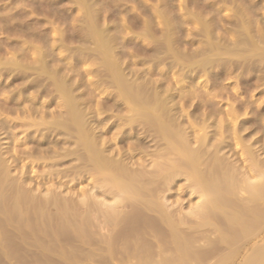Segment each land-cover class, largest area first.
I'll return each mask as SVG.
<instances>
[{
    "label": "bare ground",
    "instance_id": "1",
    "mask_svg": "<svg viewBox=\"0 0 264 264\" xmlns=\"http://www.w3.org/2000/svg\"><path fill=\"white\" fill-rule=\"evenodd\" d=\"M173 1L0 0V92L8 93L0 113L14 114L2 122L23 134L19 145H29L12 154L13 163L25 158L50 166L41 179L59 183L92 177L91 189L77 193L78 204L52 189L41 204L19 184L0 182L22 209L53 202L63 215L51 223L44 212L43 235L33 225V232L18 234L32 237L24 242L35 252L25 257L22 238L9 243L0 234V264L26 257L66 264L99 255L55 245L70 239L73 247L76 237L107 251H99L106 254L95 258L98 264H160L162 252L170 253L162 264H204L221 245L212 242L217 251L208 250L209 257L199 253L159 200L178 177L197 198L189 215L220 230L227 249L229 243L242 249L238 264H264V157L241 134L264 124V16L254 0ZM7 208L2 217L11 227L25 220ZM94 227L109 232L98 241ZM235 245L218 264H233Z\"/></svg>",
    "mask_w": 264,
    "mask_h": 264
},
{
    "label": "rangeland",
    "instance_id": "2",
    "mask_svg": "<svg viewBox=\"0 0 264 264\" xmlns=\"http://www.w3.org/2000/svg\"><path fill=\"white\" fill-rule=\"evenodd\" d=\"M143 3H145V4H150L151 2L153 3V2H155V0H151V1H149V0H141ZM179 1L180 0H174L173 2L175 3V5H178L179 4ZM216 1H218V0H216ZM220 1V0H219ZM65 2V1H64ZM254 2H258L259 3V5H258V7H259V9H258V11H257V13L259 14V15H261V17L262 16H264V0H254ZM151 3V4H152ZM178 3V4H177ZM220 4V3H219ZM226 5H228V4H226ZM261 10V11H260ZM262 12V13H261ZM223 14H229V11L227 10V9H224V11L222 12ZM78 14V13H77ZM227 18H229V17H227ZM194 26V25H193ZM193 26H191V27H193ZM132 30H134V29H132ZM3 35H1L0 34V37H2ZM6 49H9V48H5V50ZM3 51V50H2ZM7 51V50H6ZM8 51H10V49L8 50ZM4 52V51H3ZM11 52V51H10ZM8 53V52H7ZM2 56V55H1ZM9 56V55H8ZM91 63H82V65H81V68H90L89 66H92V65H90ZM86 65V66H85ZM89 65V66H88ZM83 68V69H84ZM91 68H94V66H92ZM14 84H17L16 82L14 83ZM3 92V93H2ZM6 95H8V93H7V90H4V91H1L0 92V99H2V98H4V96H6ZM101 96V95H100ZM259 101H261V99L259 100ZM5 113V115H6V117H8V118H5V116H4V114L3 113H0V123L2 124L3 122L5 123L6 121H8V120H10V119H12L13 117H14V114L13 113H8V115H7V113L6 112H4ZM1 118H3V119H1ZM10 118V119H9ZM3 121V122H2ZM4 123H3V125H4ZM0 124V171L3 173H0V182H2L3 180L5 181V182H7V183H5L4 182V184H6L7 186L8 185H11L12 186V184L14 183H17V186H18V184L23 188V189H25L27 192H29L28 193V195H33L32 197H34V198H36V199H41L40 201H41V204H43L42 203V200H46V197H50L49 195H47V194H49L48 193V189L50 190V189H52V193L53 192H55V193H57V194H59L62 198H64V199H69V197L70 196H72V198H73V200H72V198H71V200L72 201H77V204H78V202L80 201L79 199H80V197H79V193H80V191L82 190V189H91V182H92V177H85V178H82L81 179V181L80 180H77V181H66V179L67 178H62L61 180H62V182H63V184H62V182H61V180H60V182L61 183H59V182H57L56 181V179H49V178H42L41 179V174L43 173V172H46L47 170H49V169H51V167L50 166H44V164H32V165H29V164H27V161H28V159H23V161L24 162H26V164H22L23 163V161H21L20 163H16V162H14L13 163V156H12V154H14L15 153V151L17 150H19V151H21V149H22V147H24L22 150H25V149H27L28 147H29V145H25V146H23V145H19L18 143H19V137L21 138L22 136H23V134L22 133H19L18 132V130H17V127H6L5 125L4 126H2ZM263 126H264V124H260V129L261 128H263ZM3 127V128H2ZM258 127H256V128H258ZM9 128V129H8ZM256 128H254V129H246L245 131H243L241 134L243 135V137H244V139H243V143H249V142H251L252 143V145L254 146V148L256 149L255 151L256 152H258L257 154L258 155H260V157L261 158H263L264 157V131H263V133L261 132L262 130H260L259 128V130L258 129H256ZM115 130V129H114ZM251 130H252V132H251ZM256 130V131H255ZM263 130H264V128H263ZM14 131H17L16 132V135H15V139H12L11 137H10V135H11V133L12 132H14ZM251 132V134H249L250 132ZM249 134V135H248ZM257 139V140H256ZM230 142H232V141H230ZM16 143V144H15ZM17 145V146H16ZM20 146V147H19ZM235 146V145H234ZM237 146H239V145H236V147ZM262 147H263V149H262ZM20 148V149H19ZM2 150V151H1ZM10 151V152H9ZM5 152V153H4ZM226 154L227 155H230V151L227 153V151H226ZM3 155V156H2ZM7 157V158H6ZM234 158V156H231V158ZM242 157V155L240 156V158ZM239 158V159H240ZM27 160V161H26ZM234 162H236L237 164H239V167H241L242 166V163L240 162V160H238V158H237V160H236V158L233 160ZM68 163H69V161H67L66 163H64V164H66V165H68ZM16 165V166H15ZM65 165V166H66ZM29 166V167H28ZM61 166V168L62 167H64V165H60ZM60 166H59V168H60ZM7 168V169H6ZM242 168V167H241ZM7 170H9V171H7ZM43 170V171H42ZM42 171V172H41ZM5 173V174H4ZM7 173H8V175H7ZM41 173V174H40ZM38 175H39V177H38ZM4 176V177H3ZM7 176V177H6ZM23 180V181H22ZM17 181V182H16ZM12 182V183H11ZM22 184H21V183ZM56 182V183H55ZM67 182V183H66ZM9 183H11V184H9ZM64 183H65V186H64ZM13 184V185H14ZM172 185L170 186V189L168 190V191H161V193H159V198H161V199H159L160 200V202L162 201V202H164V203H162L163 204V206H164V208H165V206H166V208L165 209H168V210H166V211H169L168 213L171 215L170 217H173L172 219L173 220H176V228L177 229H179L180 231H186L187 230V235H188V237L190 236V238H194V246L196 247V249L198 248L199 249V253L201 252V254H206V256H207V254H208V257H209V254H211V253H213V251H217V250H215V248L214 247H211V246H213L214 244V246L217 248L219 245H221V247H219V248H217L218 249V251L217 252H214V253H218L217 254V256H215L216 254H214V255H210V257L211 258H214V257H217V259H215L214 258V261H217L218 260V257L219 256H221V255H223L226 251H227V253H231L230 252V250L229 249H231V250H233L232 248H231V246L234 244H230L229 243V249H227L228 247H227V241L225 240V238H223L222 237V232H220V230H219V232L216 230H213V226L212 225H209L208 223H205V224H198L199 223V220L197 219V218H194L193 216H190L189 215V207H191V206H193L194 205V203H196V201H197V198L195 197V194H193V193H191V191H190V187L188 186V184H187V182L186 181H184V179H183V177H178V178H175L174 179V181H173V183H171ZM187 184V185H186ZM1 185H2V183H1ZM0 185V186H1ZM2 186H4V185H2ZM7 186L5 187L4 186V188L3 187H1V188H3L1 191L2 192H4V193H2L1 192V196L3 197L4 196V198L6 197V194H7V196L9 197V196H11V197H13V195H10V191H12V190H10V191H8V189H10V186L7 188ZM61 186V187H60ZM90 186V187H89ZM21 188V189H22ZM28 188V189H27ZM22 189V190H23ZM56 191H55V190ZM47 191V192H46ZM25 192V191H24ZM79 192V193H78ZM94 192H95V189H94ZM6 193V194H5ZM26 193V192H25ZM78 193V194H77ZM97 192H95V194H96ZM12 194H14V198H15V193H12ZM47 196H46V195ZM98 194V193H97ZM162 194H164V195H162ZM241 194V192H239V195ZM65 195H67V196H65ZM37 196V197H36ZM64 196V197H63ZM69 196V197H68ZM99 196V194L97 195V197ZM2 197H0V199L2 198ZM8 197H6L7 198V203L5 204V205H8L9 206V208H10V211H11V208H12V211L13 212H17V215L19 216V215H22V214H24V215H22L21 217L22 218H24V216L26 217V218H24L25 220H23V222L22 221H20V223H16L15 225H16V227L15 226H10L11 224L12 225H14V222L13 221H11L10 219H9V217H8V222H10L11 221V223H9L8 224V222H7V217H6V219L4 218V217H2L5 213H6V210L8 209L6 206V209L4 208V207H1V208H4V209H2L1 211L3 212V210H4V214H2V212L0 211V217L1 218H4V219H1L0 218V221L1 220H3V222H2V228H3V230H1V232H0V234L2 235V239L4 240V239H7V240H11V241H9V243L10 242H13V241H17V239L19 240L20 238H22V241H20V242H17V244L19 243V245H21V246H23V247H21L20 248V253H22L23 254V256L24 255H27V254H29V253H31V252H29L30 250L32 251L33 249V246H32V248L31 247H26V244L28 245V242L27 243H25L29 238H32V237H29L28 239L27 238H23L22 236H20V235H18L19 233H23V232H25V233H27L29 230V232H31L32 230H33V226H34V229H36V228H38V230H39V232L41 233V235H43L44 233H42L43 232V230H44V228H42V226L43 227H45L46 225H47V223H48V220L51 222V220H52V222L51 223H53L54 221L56 222V221H58L59 222V220H57V219H61L62 217H63V215H61V212L60 211H58L57 209H60L57 205H55L53 202H49L48 204L47 203H45L44 202V205H46V206H44V205H42L41 206V204L40 205H36V204H34L33 203V205L36 207V209H34L35 207H32L31 205H27V204H23L22 205V207H23V209H24V211H23V209L21 208V206H20V204H18V203H15V201L14 202H12V201H9L10 199H11V197H9L10 199H8ZM40 197H42V198H40ZM66 197V198H65ZM68 197V198H67ZM14 198H12V199H14ZM76 198V199H75ZM99 198V197H98ZM16 199V198H15ZM14 199V200H15ZM70 200V199H69ZM17 204H18V206H20L19 207V209L17 208L18 206H17ZM192 204V205H191ZM26 205V206H25ZM191 205V206H190ZM11 206V207H10ZM39 206V207H38ZM14 207V208H13ZM13 209H15V210H13ZM18 209V210H17ZM39 210V214H38V210ZM20 210H22V211H20ZM26 210V211H25ZM49 210V211H48ZM55 210V211H54ZM59 212H57V211ZM8 211H9V209H8ZM37 211V212H36ZM19 212H20V214H19ZM26 212V213H25ZM28 212V213H27ZM40 212H41V214L42 215H40ZM44 212L49 216V218L50 219H48L47 220V217H46V214H44ZM22 213V214H21ZM31 213V214H30ZM37 213V214H36ZM55 213H57L58 215H59V218H58V216L55 214ZM28 215V218H27V215ZM29 214H30V216H29ZM33 214V215H32ZM44 214V215H43ZM5 216V215H4ZM35 216V217H34ZM62 216V217H61ZM20 217V218H21ZM40 217V218H39ZM45 217V218H44ZM19 218V217H18ZM22 218H21V220H22ZM33 218H34V220H33ZM65 218V217H64ZM63 218V219H64ZM176 218V219H175ZM27 219H32L31 220V223H30V220H28L27 221ZM38 219V220H37ZM42 219V220H41ZM46 220V221H44V220ZM178 219H181L180 221L178 220ZM62 220V219H61ZM71 219H69V221H70ZM42 221V222H41ZM178 221V222H177ZM182 221V222H181ZM23 224H22V223ZM39 222V223H38ZM49 222V223H50ZM43 223V224H42ZM69 223V222H68ZM70 223H72V220L70 221ZM69 223V224H70ZM93 225L94 226H96L97 224H95V222L93 221ZM24 224H26V225H24ZM44 224H45V226H44ZM68 224V225H69ZM33 225V226H32ZM72 225V224H71ZM71 225L70 226H68L67 227V229H69V232H74V231H72V227H71ZM208 225V226H207ZM18 226V227H17ZM38 226V227H37ZM48 226V225H47ZM46 226V227H47ZM165 226V225H164ZM29 228V229H27V228ZM45 227V228H46ZM97 227H99V226H97ZM97 227H94V228H97ZM198 227V228H197ZM13 228V229H12ZM41 228L43 229L42 231H41ZM200 229L199 231L197 230V229ZM204 228V229H203ZM17 229V230H16ZM104 228L102 227H100V229H98L97 228V230L95 229V230H93V233L95 232V234H94V238H98L96 235H99V240L98 241H100V236H102L101 234H104V236H107V233L109 232L107 229H106V227H105V230H103ZM214 229H216V228H214ZM75 230V229H74ZM106 230L108 231L107 233H106ZM9 231V232H8ZM11 231V232H10ZM18 232V233H16V232ZM21 231V232H20ZM35 231V230H34ZM98 231V232H97ZM196 231H197V233H196ZM7 232V233H6ZM33 232V231H32ZM76 232V231H75ZM192 235H190L189 233ZM204 232V233H203ZM200 234V236L201 235H203V234H205V236H204V238H202V239H198L199 237H197V234ZM106 234V235H105ZM146 235H144L145 237L147 236V238L150 236L149 234H148V231H147V233H145ZM195 234V235H194ZM199 234H198V236H199ZM7 235V236H6ZM12 237H11V236ZM15 235V236H14ZM16 235H17V237H16ZM22 235V234H21ZM154 235V234H153ZM152 234H151V237L153 236ZM194 235V236H193ZM20 236V237H19ZM203 236H201V237H203ZM14 237L15 238H17V239H14ZM19 237V238H18ZM42 237H44L45 238V241H47L48 239L47 238H49V236L47 237V236H42ZM47 237V238H46ZM144 237V239H146ZM155 237V238H154ZM166 237H167V235H166ZM200 237V238H201ZM10 238V239H9ZM51 238V237H50ZM49 238V240H51V241H53V238H51L50 239ZM75 238V237H74ZM153 238H154V240H156L157 239V237L156 236H153L152 238H150V239H148V242L149 241H154L153 240ZM168 238H170L169 237V235H168ZM195 238H197V239H195ZM77 239V237L75 238V240ZM171 239V238H170ZM21 240V239H20ZM30 240H32V239H30ZM30 240H29V243H30ZM48 240V241H49ZM68 240V239H67ZM73 241V243H75V244H73L74 246L73 247H70V246H72V244H70L69 243V241H71L70 239H69V241H68V243L70 244V246H69V244L66 242V239H64V241H62V242H59V241H56V244L55 245H58V244H60V243H62V245H64V247H66V249H68L70 252L71 251H73L74 253H76V254H80V253H87V252H91V250H93V248H94V250L93 251H95V250H97L98 251V249H95V248H99L98 246H94V245H88L87 244V246H86V244H81V242L77 239L76 241ZM97 240V239H96ZM165 240H167V238H165ZM25 241V242H24ZM54 241H55V239H54ZM53 241V242H54ZM167 241H170L169 239L167 240ZM214 241L216 242V243H214ZM78 242H80V243H78ZM214 244H213V243ZM217 242H218V244L219 245H217L216 246V244H217ZM1 243V242H0ZM15 243V242H14ZM24 243H25V245H24ZM71 243H72V241H71ZM154 242H152V244H153ZM155 243H157L156 241H155ZM213 245H212V244ZM221 243V244H220ZM23 244V245H22ZM79 244L81 245V246H79ZM151 244V243H150ZM83 245V246H82ZM157 245H158V243H157ZM193 245V244H192ZM235 245V244H234ZM233 245V246H234ZM4 246H6V245H4ZM3 245H2V247H4ZM70 248H69V247ZM153 247H155V249L157 248V249H159V246H155V244L154 245H152ZM232 246V247H233ZM89 247H92V248H89ZM210 247V248H209ZM5 248V247H4ZM4 248H1V246H0V249H4ZM24 248V249H23ZM25 248H27V249H25ZM29 248V249H28ZM31 248V249H30ZM200 248H203V249H200ZM212 248V249H211ZM214 248V249H213ZM236 248V245H235V247H234V249ZM34 249H36V248H34ZM71 249V250H70ZM91 249V250H90ZM156 249V250H157ZM195 249V248H194ZM206 249V250H205ZM211 249V250H210ZM237 250L239 249V247H237L236 248ZM235 249V250H236ZM28 251V253H27V251ZM208 250H210V251H212L211 253H209L208 252ZM229 250V251H228ZM236 250V251H237ZM240 250V249H239ZM95 252V253H98L99 255L100 254H102V255H105L106 253H103V252H107L105 249L103 250V249H101V250H99V251H103V252H101V253H99V251L98 252ZM198 251V250H197ZM234 251V250H233ZM232 251V252H233ZM24 252V253H23ZM32 252H35V250H33ZM167 252V251H166ZM170 252V251H169ZM205 252V253H204ZM239 252V254L238 255H236V253H238ZM73 253V254H74ZM82 253V254H83ZM163 253V252H162ZM162 253H160L159 254V258L161 259L160 261H162V262H164L165 263V261H166V257H164V256H166L167 254H170V253H163V255L161 256V254ZM243 254V250L241 249L240 251H237V252H235V259H233L234 261H233V264L235 263V260H236V262L238 261V259H239V261H240V256ZM95 257H94V259H88V258H83L81 261H76V262H73V261H69V262H67L66 264H98L99 262H98V260H96L95 258L97 257V256H99V255H97V254H93ZM22 256V257H23ZM30 256V255H29ZM168 256V255H167ZM239 258H238V257ZM25 257V256H24ZM207 258V260L206 261H208V262H210V263H208V262H203L204 264H206V263H208V264H212L211 262L213 261L211 258ZM4 258V257H3ZM27 258V257H26ZM26 258H24V259H26ZM165 258V259H164ZM238 258V259H237ZM11 259V260H10ZM23 259V262L21 261V260H15V259H12V258H9V260H7L6 261V259H3V262L5 263V264H43V263H39L37 260H33V259H26V260H24ZM12 260H13V262H12ZM29 260H31L30 262H27V261H29ZM204 260V261H205ZM211 260V261H210ZM94 261V262H93ZM213 261V262H214ZM22 262V263H21ZM73 262V263H72ZM96 262H98V263H96ZM162 262H160V264H162ZM220 262V260H218V262H217V264ZM45 263V262H44ZM163 263V264H164ZM215 263V262H214ZM46 264V263H45ZM111 264H117L115 261L113 262H111ZM128 264H131V263H128ZM188 264H198V262L197 261H191V262H189ZM199 264H202V263H199ZM216 264V263H215ZM235 264H238V262L237 263H235Z\"/></svg>",
    "mask_w": 264,
    "mask_h": 264
}]
</instances>
